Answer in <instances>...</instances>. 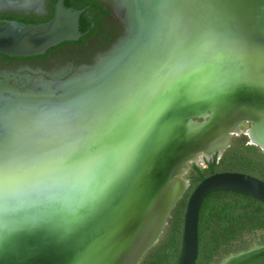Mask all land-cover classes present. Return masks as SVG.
I'll return each instance as SVG.
<instances>
[{
  "label": "clouds",
  "instance_id": "clouds-1",
  "mask_svg": "<svg viewBox=\"0 0 264 264\" xmlns=\"http://www.w3.org/2000/svg\"><path fill=\"white\" fill-rule=\"evenodd\" d=\"M127 56L55 90L0 97V249L45 234L104 264L113 217L149 195L174 98L226 93L251 69L227 35L152 0Z\"/></svg>",
  "mask_w": 264,
  "mask_h": 264
},
{
  "label": "water",
  "instance_id": "water-1",
  "mask_svg": "<svg viewBox=\"0 0 264 264\" xmlns=\"http://www.w3.org/2000/svg\"><path fill=\"white\" fill-rule=\"evenodd\" d=\"M44 1L0 0V11L13 9L9 5L20 2L43 9ZM114 2L115 11L125 27L124 35L93 64L79 66L65 79L46 82L40 88L22 94L55 90L69 83L75 75L99 71L109 60L127 56L139 39L140 28L147 16L145 6L152 0ZM178 2L181 15L194 25L230 37L245 54L251 71L240 78L237 87L226 93L192 92L173 99L166 116V128L170 130L167 142L147 161L152 168L149 195L125 214H114L115 235L104 264H139L143 254L158 241L172 209L183 196L184 188L189 186V181L179 174L186 172L183 167L189 168L193 157L214 153L222 140H226L227 148L235 128L248 137L249 144L264 151V0ZM83 11L84 8L66 7L64 0H55L53 14L46 21L0 23V54L36 55L65 41L77 40L82 35L79 17ZM243 121L250 123L244 130L240 128ZM221 154L219 151L214 155L219 158ZM178 180L186 184L184 188H180L182 183ZM217 191L239 193L264 203V181L257 177L235 171L215 172L204 177L187 200L177 264H195L200 206L208 193ZM71 255V248L52 236H20L0 249V264H71ZM219 264H264V245L230 254Z\"/></svg>",
  "mask_w": 264,
  "mask_h": 264
},
{
  "label": "trees",
  "instance_id": "trees-1",
  "mask_svg": "<svg viewBox=\"0 0 264 264\" xmlns=\"http://www.w3.org/2000/svg\"><path fill=\"white\" fill-rule=\"evenodd\" d=\"M54 2L55 0H48V13L32 22L48 20L53 14ZM64 5L73 9L84 8L79 17V30L82 34L86 32L90 34L93 31V27L98 22V8L106 12L96 0H64ZM20 21L28 22L27 20ZM81 40L82 38H79V40L69 42ZM229 158L249 166L255 172V176L264 181V151L256 145L249 144L247 136L242 133L230 140L229 146L219 159L215 155L212 160L206 162L205 167L190 163L185 179L189 181L191 191L204 177L215 173L217 165ZM182 200L183 198H180L174 208ZM166 227L167 225H165L163 232ZM182 230L183 224L181 223V240ZM263 230L264 203L235 192H210L202 200L199 210L197 262L199 259V264H219L230 254L264 245V239L248 242L242 238L246 233H256ZM162 234L158 241L143 254L139 264H166L169 257L161 243ZM181 240L174 264H177L179 260Z\"/></svg>",
  "mask_w": 264,
  "mask_h": 264
},
{
  "label": "flooded vegetation",
  "instance_id": "flooded-vegetation-1",
  "mask_svg": "<svg viewBox=\"0 0 264 264\" xmlns=\"http://www.w3.org/2000/svg\"><path fill=\"white\" fill-rule=\"evenodd\" d=\"M47 1H44L43 9L24 2L10 4L13 9L0 11V23L9 20H27L25 23H34L32 21L48 13ZM96 1L106 12L97 9L98 22L90 34L86 32L79 37L82 38L81 41H65L36 55L0 54V97L16 91L23 93L36 90L46 82L65 79L77 67L93 64L99 55L104 54L123 36L125 27L115 11L114 0ZM249 125V122L243 121L240 128L244 130Z\"/></svg>",
  "mask_w": 264,
  "mask_h": 264
},
{
  "label": "rangeland",
  "instance_id": "rangeland-1",
  "mask_svg": "<svg viewBox=\"0 0 264 264\" xmlns=\"http://www.w3.org/2000/svg\"><path fill=\"white\" fill-rule=\"evenodd\" d=\"M235 136L237 135H232L230 140H233ZM247 140H248V137H247ZM214 156L215 155H213V157ZM213 157L210 158L208 161L212 160ZM206 162H207L206 160L200 161L197 165L201 167H205ZM188 170L189 168L186 170L185 174L182 175L184 178H186L185 176ZM215 171L216 172H223V171L242 172V173H246V174L256 177L255 172H253L249 168V166L243 165L241 164V162L233 160L231 158L223 160L221 164L215 167ZM190 192H191V185L189 184L187 190L184 192L183 196L181 197V199L183 198V200L180 201L177 204V206L173 209L172 214L168 220V223L166 224L167 227L164 230V232L162 231L163 234L161 236V243L163 244L165 253H167V256L169 257V259L166 261V264H174V261L177 257V253L179 250V242L181 240L180 239L181 223L183 224L182 219L184 218V212H185V208H186V204H187V200H188V196ZM242 238L248 242H254V241L264 239V230L257 231L256 233H246ZM195 264H199V259H198V262L196 259Z\"/></svg>",
  "mask_w": 264,
  "mask_h": 264
},
{
  "label": "bare ground",
  "instance_id": "bare-ground-1",
  "mask_svg": "<svg viewBox=\"0 0 264 264\" xmlns=\"http://www.w3.org/2000/svg\"><path fill=\"white\" fill-rule=\"evenodd\" d=\"M237 133L239 134L240 133V130L238 128H235L232 131V134L235 135ZM249 133H250V131L247 132V134H249ZM226 145H227L226 144V140L225 141L222 140V142H220L218 145H216L215 152L214 153H205V155H202L201 157L200 156L193 157L190 160V162H197V163H199L200 161L204 160L206 157L210 159L215 153H217L219 151L223 153V150L226 148ZM190 162H189V166H190ZM187 169H188L187 166L183 167V170H187ZM184 173H185L184 171L183 172H180L179 176L182 177V175ZM179 182L182 183L181 181H179ZM185 185H186L185 183L180 184V188H184ZM187 188H188V186L184 188V192L187 190Z\"/></svg>",
  "mask_w": 264,
  "mask_h": 264
}]
</instances>
